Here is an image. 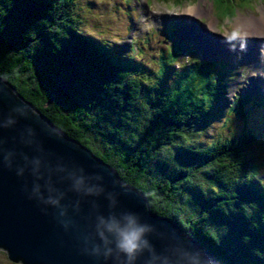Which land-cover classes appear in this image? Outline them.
Returning a JSON list of instances; mask_svg holds the SVG:
<instances>
[{"label":"trees","instance_id":"obj_1","mask_svg":"<svg viewBox=\"0 0 264 264\" xmlns=\"http://www.w3.org/2000/svg\"><path fill=\"white\" fill-rule=\"evenodd\" d=\"M72 2L77 3L0 0V75L146 194L154 213L178 223L218 264H264V177L251 148L260 143L251 132L222 135L206 145L199 141L215 110L205 113L197 104L202 96L215 103L225 76L216 81L214 63L206 66L210 82L204 85L194 82L193 74L180 78L177 72L181 95L196 108L170 92H157L152 73L151 92L143 91L141 70L131 71V64H139L136 56L106 35L104 19L82 13L81 3L76 8ZM73 18L87 21L90 31L99 29L98 40L114 42L113 54H97L93 38L81 31L85 27L71 26ZM180 53L166 56L167 64L179 63ZM244 99L248 107L247 97L241 105ZM170 155L177 157L167 163Z\"/></svg>","mask_w":264,"mask_h":264},{"label":"water","instance_id":"obj_2","mask_svg":"<svg viewBox=\"0 0 264 264\" xmlns=\"http://www.w3.org/2000/svg\"><path fill=\"white\" fill-rule=\"evenodd\" d=\"M56 125V124H55ZM41 109L0 75V248L21 264H113L95 255V214L107 215L108 193L115 211L139 214L155 227L150 237L157 250L199 253L203 264H218L213 255L171 218L154 213L136 187L86 145L67 135ZM43 176L37 181V172ZM100 175L104 192L90 196L72 190L75 177ZM65 193L60 209L45 203V182ZM66 225V226H65Z\"/></svg>","mask_w":264,"mask_h":264},{"label":"clouds","instance_id":"obj_3","mask_svg":"<svg viewBox=\"0 0 264 264\" xmlns=\"http://www.w3.org/2000/svg\"><path fill=\"white\" fill-rule=\"evenodd\" d=\"M36 176L37 181L43 178L39 171ZM92 179L101 180L102 177L100 175L75 177L72 190L85 195L99 196L105 190L100 185L91 183ZM45 186L49 195L44 202L60 209L59 215L65 216L67 209L61 204L65 193L52 187L48 181L45 182ZM107 199L110 201L107 215L97 212L92 224V238L99 241L93 248L95 255L102 254L105 261L111 259L113 264H203L199 253L176 254L168 248H161L158 251L150 242L155 227L143 222L139 214L115 211L116 199L113 193H108Z\"/></svg>","mask_w":264,"mask_h":264},{"label":"bare ground","instance_id":"obj_4","mask_svg":"<svg viewBox=\"0 0 264 264\" xmlns=\"http://www.w3.org/2000/svg\"><path fill=\"white\" fill-rule=\"evenodd\" d=\"M181 1H183V0H181ZM76 2H77V4H79L80 5V3H81V7H80V10H81V12L83 13L84 12V10H86L87 11V13H91V17H93V18H96L97 20H99V19H104L105 20V22L102 24V23H100V26L102 25V27H107L106 28V30L109 32V35H114L115 37H117L118 39H120V49H122L124 46H122V41H123V39H122V35L121 34H117L115 31H114V27H113V24H112V20L113 19H115L116 21H117V23H118V25L120 26L121 24H122V29L124 30H126V25H125V22H124V17H126L127 18V20H129V23H132V25L133 26H136V27H139V25L138 24H135V23H133L132 21H131V18L129 17V16H127L126 14H124V13H122V5L118 2V3H116L115 4V6H116V12L115 13H113V14H111V12H110V10H108V9H106V8H103V7H101V6H94V7H92V8H88L87 6H86V4H85V2H84V0H76ZM100 3V2H99ZM204 9V7L203 8H201V7H196L195 9H194V13H197L199 10H203ZM185 13L186 14H188V11H193V10H191L190 8H185ZM262 15L261 16H259V17H244V16H241V20H242V22L243 23H241L242 25L241 26H236L235 25V28H237L238 27V29H241V30H244V29H248L249 31H250V34L251 35H255V36H257V35H263L264 34V8L262 9ZM185 14V15H186ZM99 17V18H98ZM129 23H128V25H129ZM245 23V24H244ZM129 26H131V25H129ZM245 27V28H244ZM176 31L178 30V27H176V29H175ZM247 30V31H248ZM175 31V32H176ZM126 32H127V34L128 35H130L131 36V33H129L130 32V29L128 30H126ZM211 32V31H210ZM108 35V36H109ZM235 35V34H234ZM139 36H144V37H147V38H149V39H151V40H153V38H152V36H150V35H148V34H146V33H142V34H140V35H138V37ZM177 39H175V40H168V39H164L163 41H165V42H170V46H172L173 48V51H175V52H179L180 51V49H182L181 50V52H183V61L184 62H187V60H188V57H187V52H190V53H194V49L189 45V44H192L188 39H187V37H182V33H179L178 35H177V37H176ZM204 38H207V41H206V45H208V43H211V45L213 46V44L212 43H216V40L217 39H219V37L218 36H214V38H211L210 40L208 39V38H210V37H205L204 36ZM235 38H236V41H239L238 39H242V37H240V38H238L236 35H235ZM138 42H137V38H133L132 40H131V43H129V45H128V42L127 41H125V39H124V43H123V45L125 44V49H131V50H129L128 51V54L130 53V51H131V54L132 55H135L133 52H134V50L136 51V53L139 55V52H141L142 50L143 51H145V53L147 54V56L152 52V51H150V49H147V48H145L144 46H142L141 48H140V46L137 44ZM160 44V45H159ZM166 44L164 43V42H160V43H156V44H153V46H154V48H156V49H158V50H160V49H162L163 47L162 46H165ZM252 45H254L253 44V41H251V46ZM126 46L127 47H129V48H126ZM243 47V44H239V45H237V47L235 48V52H241L242 53V51H240V49ZM264 47V43L262 44V48ZM263 50V49H262ZM250 51V49H248V52ZM247 51L245 50V52L244 53H246ZM130 54V55H131ZM255 54H257V45H256V49H253V52H252V54L250 55V57L252 56V66H247L248 67V69L250 70V71H252V72H254V73H258V72H260V71H263L264 72V70L261 68L262 66L264 67V63H262V62H264V57L263 56H257V57H255ZM137 56V55H136ZM161 56V58H162V61H163V63L165 64V66H163L162 67V65H160L161 66V69L159 70V67L158 66H152V68L153 69H157L158 71H155V72H157L158 74H159V77H154V80H153V82H158V85H157V87H156V91L157 92H159V93H164V92H170L171 94L170 95H176L175 93L173 94V91H178V93H180V91H179V89H178V86H179V81H178V77H177V68H176V66H174L173 64H167V59H166V54L165 53H161V55H159V57ZM254 56V57H253ZM150 58V57H149ZM151 60H153V58H152V56H151V58H150ZM246 61H247V58L244 60V63H246ZM129 63V62H128ZM240 64H242V65H244V63L243 62H239ZM133 66H135V64L133 65ZM245 66V65H244ZM246 67V66H245ZM162 68H164L166 71H168V73L166 74V73H164V74H162ZM141 70V72H139ZM148 70V69H147ZM144 71H145V66L144 65H142L141 66V68L138 70V72L140 73V74H142L143 76H144V78L146 79V75L144 74ZM154 71V70H153ZM146 74H147V72H146ZM192 77V76H191ZM190 77V78H191ZM144 79V80H145ZM168 79H172V80H174L175 81V83L174 84H170V85H168V87H167V84H165V81L166 80H168ZM145 82L148 84V81L147 80H145ZM149 85H147L145 88H142L143 89V91H147V90H149L150 92H151V90L149 89V87H152V81H150L149 80ZM144 83V82H143ZM143 83H142V85H143ZM194 83V82H193ZM141 85V86H142ZM239 88L240 87H238L237 88V92H236V94L238 93L239 94ZM223 89H224V92H226V89H227V85L226 84H224V82H223ZM184 90L186 91V89L184 88ZM233 92V91H232ZM231 92V93H232ZM181 94V93H180ZM184 95H183V99H182V101L183 102H186V100H187V102H189V103H192V105L196 108L197 107V105H200L201 107H202V109L201 108H197L196 110H204V111H206V112H208V113H210V111H212V110H215V111H213L214 113H213V115H211V116H209L208 117V119H210V122H213V120H217V117H221L222 116V114H223V112H224V109L222 108V107H220V106H217V104H215L214 103V101L213 100H208V97L207 96H202L201 97V100H202V103H199V104H195L194 103V101L190 98V97H188L187 95H186V93H183ZM199 96V95H198ZM196 97V96H195ZM181 98V97H180ZM179 98V99H180ZM197 98V97H196ZM239 98V96H237V99ZM152 99V98H151ZM247 101L249 102V103H251L252 101H255V102H257V100H256V97H250V96H248L247 95ZM258 102L261 104V106H264V96H261L260 97V99L258 100ZM244 105H245V107H246V99H244ZM203 107H205V109H203ZM233 107H235V108H232L233 109V112H237V110H238V107L237 106H233ZM213 108V109H212ZM199 114V113H198ZM48 116V115H47ZM264 120V119H263ZM210 122H206V123H210ZM53 124L55 125V123L53 122ZM56 126V125H55ZM249 128H250V130H251V133H252V135H251V137L253 138L252 140H256V141H258L259 142V139L261 138V136L260 135H262V136H264V131H263V133L262 134H260V132H258L256 129L258 128V125H254V126H252L251 125V123H249ZM224 130H226L227 131V129L226 128H223ZM263 129H264V126H263ZM231 133H234V134H236V135H239L240 134V131L238 132V131H234V130H232L231 129ZM230 132H225V133H223L222 135H224L225 137H227V136H229V134H231ZM180 139V138H179ZM77 140V139H76ZM241 140V139H240ZM182 141V140H181ZM80 142V141H79ZM241 142H243V141H241ZM260 144H254V146H255V149H256V152H257V155L260 153L261 154V147L263 146V144L261 143V142H259ZM83 144V143H82ZM202 144H204V145H206L205 143H203L202 142ZM247 144V143H246ZM257 145H258V147H257ZM244 151V150H243ZM257 167V166H256ZM126 182V181H125ZM127 183V182H126ZM129 184V183H128ZM131 185V184H130ZM147 199H148V197H147V195L146 194H143ZM149 200V199H148ZM187 233V232H186Z\"/></svg>","mask_w":264,"mask_h":264},{"label":"rangeland","instance_id":"obj_5","mask_svg":"<svg viewBox=\"0 0 264 264\" xmlns=\"http://www.w3.org/2000/svg\"><path fill=\"white\" fill-rule=\"evenodd\" d=\"M158 1V0H157ZM255 1V0H254ZM261 1H264V0H261ZM105 2H106V5L108 6V8H110V9H112L113 7H114V5L117 3V0H105ZM124 2L126 3V0H124ZM159 2V1H158ZM160 3V5L158 6V4L157 5H155V8H152V13L154 14V13H159V10L160 11H163V10H165L166 8H165V6L164 5H162V4H165V2H159ZM71 6H73V7H76V8H79V4H77V3H75V2H72V3H69ZM252 5H253V3H248V4H246L244 7H246V8H243V9H241L240 11H239V13H238V15L236 16V14H237V10H238V7H231V8H226L225 6H217V8L216 9H214V16L216 17V18H218V19H220L221 21H223V22H226V21H230V19H232L233 18V20H232V22H227V24H224L223 25V27H222V30L218 27V23H217V21H216V19L213 17V15H212V9H213V7H212V2H211V0H209V2H207V0H192V1H186V2H184V4H183V7H177V9H176V11L178 12V13H180V12H186L185 11V8H190L191 10H193V11H188V13H191L192 15H190V16H193L192 17V21H196L195 20V18H200V19H202V20H204V22L206 23V25L210 28V30H212V32H219V33H221V34H223V35H233V34H235V32L236 31H239V33L241 34L242 32H243V30H241V29H238V27L237 28H235V25L236 26H241L242 24L241 23H243L242 22V20H241V16H244V17H255L254 15H252L253 13L254 14H256L257 16H261L263 13H262V9L264 8V2H259L258 4H255L254 5V11H252L251 9H248V8H251L252 7ZM196 7H201V8H203L204 7V9L203 10H199L198 12H197V14L196 13H194V9L196 8ZM166 10H168V9H166ZM169 11V10H168ZM110 12H111V14H113V13H115V12H113L112 10H110ZM132 14H134V17L135 18H137V19H139V16H138V14H137V12L136 11H133V13ZM242 14H244V15H242ZM153 16H157V15H152V18H153ZM236 16V17H235ZM158 17V21L156 22V21H154L153 19H152V21L151 22H149V23H147V21H145V22H143L142 24L144 25V27L143 28H149L151 25H153V26H158L160 23H162L163 22V20L160 18V15H158L157 16ZM127 23H129V20H127ZM112 24H113V27H114V31H116V30H119L120 29V27H121V29H122V24L119 26L118 25V23H117V21L115 20V19H113V22H112ZM136 24V23H135ZM245 24V23H244ZM129 25H131V26H129V28H130V32H131V30L134 28V27H136V26H133L132 25V23H129ZM102 26V25H101ZM245 28V27H244ZM99 30V29H98ZM126 30H127V27H126ZM126 30L124 29H122V32H121V35L123 36H125V41H127L128 42V45H129V43H131V40L134 38H131V36L130 35H128L127 34V32H126ZM246 30H248V29H246ZM92 31H96V33H99V31H97V30H92ZM249 31V30H248ZM129 32V33H130ZM228 32V33H227ZM109 32H106V34H108ZM138 36V35H137ZM231 41V40H230ZM214 44V43H213ZM160 45V44H159ZM124 47H125V44L123 45ZM166 46V45H165ZM165 46H162L163 48L162 49H160V50H158V49H156V48H154V49H156V50H158V55H161V53H165V52H163L162 50L165 48ZM213 48H214V45L212 46ZM130 49V48H129ZM182 49H180V51H181ZM150 51H152L149 55H148V57H150L151 58V56H152V58H153V60H156L157 59V55L155 54V52L153 51V50H150ZM135 55H133V56H136V57H139V55L136 53V51L134 50V52H133ZM130 54H131V51H130ZM132 55V54H131ZM131 64V63H130ZM131 66H132V68H131V71H137L138 72V70L141 68V64H138V65H136L135 64V66H133V64H131ZM247 67V66H246ZM248 68V67H247ZM154 71H153V75H152V77L154 78V77H159V74L157 73V72H155V71H158V70H156V69H153ZM251 74H253V75H256V73H254V72H252L251 71ZM148 77H151V75H150V70H147V74H146V79L145 80H147L148 81V84L144 81V83H143V85H142V88H145L147 85H149V79H148ZM247 77H249L248 76V74H247V72L244 74V77H243V79L245 80V81H249L248 80V78ZM175 83V81L174 80H172V79H168V80H166L165 81V84H167V87H168V85H170V84H174ZM233 88H234V86H232V85H230V88H228L227 87V89H226V92L227 91H229L230 90V92H232L233 91ZM239 90H240V88H239ZM175 97L174 98H180V97H182V99H183V95H181L180 93L179 94H177V95H174ZM251 105H255L256 104V109L259 111L260 110V108H259V106H258V104H260L258 101L257 102H255V101H252L251 103H250ZM261 105V104H260ZM219 106H222V108H224V105H222L221 103L219 104ZM204 111V110H203ZM205 112V111H204ZM205 113H207V112H205ZM200 114V113H199ZM47 115V114H46ZM219 119V117H217V120H213V122H212V124L214 125L213 127H212V130H214V127H215V125L218 123V120ZM209 122H210V120H209ZM250 123H251V125L252 126H254V125H257V123L255 122V120L252 118L251 119V121H250ZM238 128H239V126H238ZM206 129V127H204V130ZM238 132L240 131V129L239 130H237ZM228 132V131H227ZM212 133V135H213V132L210 130V129H208V133L206 132L205 134H201L200 136H202L201 137V142H210V140H206V138H209L210 137V134ZM232 135V134H231ZM257 147H258V145H257ZM171 156V155H170ZM170 156H168V161H167V163H172V162H174V157H177V156H174V157H170ZM0 264H20V263H17V262H13L12 260H10L9 259V257H8V253H7V251L6 250H4V249H2V248H0Z\"/></svg>","mask_w":264,"mask_h":264}]
</instances>
